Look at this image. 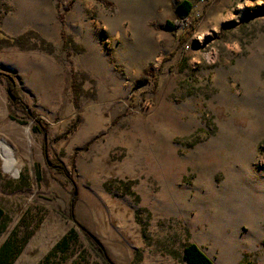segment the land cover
<instances>
[{"label": "rangeland", "instance_id": "obj_1", "mask_svg": "<svg viewBox=\"0 0 264 264\" xmlns=\"http://www.w3.org/2000/svg\"><path fill=\"white\" fill-rule=\"evenodd\" d=\"M179 1L0 0L1 18L22 12L49 37L0 31L33 32L26 46L66 56L67 74L54 119L22 91L16 108L0 70V145L15 143L8 123L31 125L43 155L37 185L29 166L2 171L0 146L12 264H111L99 246L114 264H188L190 242L218 264H264V0H192L182 43L167 27L186 18Z\"/></svg>", "mask_w": 264, "mask_h": 264}, {"label": "crops", "instance_id": "obj_2", "mask_svg": "<svg viewBox=\"0 0 264 264\" xmlns=\"http://www.w3.org/2000/svg\"><path fill=\"white\" fill-rule=\"evenodd\" d=\"M46 1L48 2V0ZM47 9H50V6L47 5ZM50 20H55V15H52ZM0 27L10 35L21 34L29 28L42 30V27L31 23L28 15L18 11L9 12L2 18L0 17ZM41 32L49 37L46 31L42 30ZM42 50L38 48L25 50L2 47L0 48V70H8L15 77L24 100L28 105L34 103L33 110L37 115L42 118L53 117L55 119L59 110L63 109L61 116L65 119V102L67 100L66 56H59L56 53H48ZM46 120L49 122L48 119ZM11 133L15 141L12 145H20L21 138L18 134H14L12 131ZM34 149L39 150L36 145ZM40 153L42 154V152ZM39 160H43V155L42 159Z\"/></svg>", "mask_w": 264, "mask_h": 264}, {"label": "trees", "instance_id": "obj_3", "mask_svg": "<svg viewBox=\"0 0 264 264\" xmlns=\"http://www.w3.org/2000/svg\"><path fill=\"white\" fill-rule=\"evenodd\" d=\"M195 4L191 0H181L177 4V10L179 13H183L186 15V18H183L181 15H179L176 19V21H167V27L170 30H173V34L177 36V40L179 43H182L185 39H187V35L185 32L179 33L178 34V29L181 28V25L183 27L184 21H187L188 18L192 17L193 10H194ZM60 19L62 22H64L63 14H60ZM192 24V23H191ZM189 33V31H187ZM33 32H27L23 35L20 36H7L4 33L0 31V47L3 46H18L22 49H29V48H34L36 45H33L31 47L26 46V42L29 41L33 36ZM63 39L66 44V49L69 51V47L72 46V41L69 40L66 36V33L63 31ZM42 43H46L45 40H42ZM70 59V56H69ZM70 61H72L70 59ZM6 76H9L7 74H3ZM72 76H73V81H72V87L74 91V99L75 103L78 104L80 97L82 96L83 89H82V81H79V75L77 72L72 70ZM7 91L11 92L12 95H14L13 99V104L15 105L16 108L23 109L25 111H28V108L26 106V103L23 100V96L20 90L19 85L16 83L15 80L8 81L7 84ZM11 116L15 118V114L11 111ZM33 116V114H32ZM43 150L46 158L49 160V151L46 143L43 145ZM54 167L58 168L60 171H62L64 174L66 172L64 171V168L61 164H55ZM76 190V188H75ZM71 217L77 222L78 220L75 218L73 211L71 210ZM4 214L3 208L0 206V220ZM80 226H82L79 223ZM83 227V226H82ZM84 228V227H83ZM22 246L19 244L15 243L14 238L12 239H7L0 245V264H12L13 261L16 259ZM99 250L101 254L107 259L108 262L111 264H114L113 261L109 258L107 255L105 249L101 246H99ZM183 258L188 264H216L209 255L204 253L199 245L195 242H190L187 243L184 248H183Z\"/></svg>", "mask_w": 264, "mask_h": 264}, {"label": "bare ground", "instance_id": "obj_4", "mask_svg": "<svg viewBox=\"0 0 264 264\" xmlns=\"http://www.w3.org/2000/svg\"><path fill=\"white\" fill-rule=\"evenodd\" d=\"M6 129L14 134H18L21 138L20 145H12L8 141L1 143L2 147V171L11 177H21L23 168L30 167V174L38 185L36 161L42 159V154L39 150H35V144L31 136V125L17 128V126L8 123ZM26 207V206H25Z\"/></svg>", "mask_w": 264, "mask_h": 264}, {"label": "water", "instance_id": "obj_5", "mask_svg": "<svg viewBox=\"0 0 264 264\" xmlns=\"http://www.w3.org/2000/svg\"><path fill=\"white\" fill-rule=\"evenodd\" d=\"M11 79H13V78H11ZM9 93V97H10V99H14V95H12L11 94V92H8ZM204 253H206L203 249H201ZM207 254V253H206ZM208 255V254H207ZM210 257V256H209ZM212 259V258H211ZM213 260V259H212ZM214 261V260H213ZM215 262V261H214ZM216 263V262H215ZM216 264H218V263H216Z\"/></svg>", "mask_w": 264, "mask_h": 264}]
</instances>
